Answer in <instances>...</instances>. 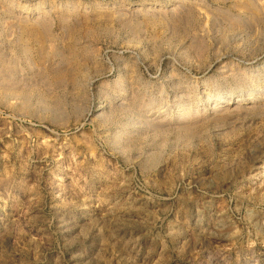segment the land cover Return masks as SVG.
Instances as JSON below:
<instances>
[{
    "label": "rangeland",
    "instance_id": "1",
    "mask_svg": "<svg viewBox=\"0 0 264 264\" xmlns=\"http://www.w3.org/2000/svg\"><path fill=\"white\" fill-rule=\"evenodd\" d=\"M0 264H264V0H0Z\"/></svg>",
    "mask_w": 264,
    "mask_h": 264
}]
</instances>
